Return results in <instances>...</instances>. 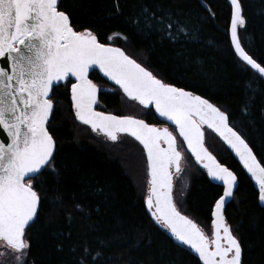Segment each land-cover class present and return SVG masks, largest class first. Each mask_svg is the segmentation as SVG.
I'll use <instances>...</instances> for the list:
<instances>
[{"label": "trees", "instance_id": "1", "mask_svg": "<svg viewBox=\"0 0 264 264\" xmlns=\"http://www.w3.org/2000/svg\"><path fill=\"white\" fill-rule=\"evenodd\" d=\"M240 3L246 20V26L238 28L241 44L258 63L264 62V0ZM59 6L81 30L91 28L102 43L120 47L169 82L227 110L230 122L243 125L250 147L264 163V82L232 48L228 0H60ZM144 9L157 18L179 21L189 35L173 41L158 27H137L133 20ZM115 33L128 39L108 40ZM89 78L110 89L99 94L96 110L128 115L141 107H131L134 102L96 72ZM52 100L55 108L49 126L57 141V173L41 178L44 200L39 221L29 234L33 246L28 264H78L84 245L92 255L99 254L89 264H202L148 215L141 146L128 136H121L125 141L108 142L78 123L69 101V84L55 87ZM146 119L158 125L153 111ZM204 132L206 148L238 178L224 215L241 243L242 264H264V207L229 150L207 128ZM181 151L189 182L181 212L211 234L212 207L223 188L208 179L183 145Z\"/></svg>", "mask_w": 264, "mask_h": 264}, {"label": "snow or ice", "instance_id": "2", "mask_svg": "<svg viewBox=\"0 0 264 264\" xmlns=\"http://www.w3.org/2000/svg\"><path fill=\"white\" fill-rule=\"evenodd\" d=\"M230 3L235 53L264 79V62L249 55L238 36V28L246 26L240 0ZM59 5L60 0H0V61L4 62L0 66V129L7 134V139L0 140V264H28L33 246L29 234L39 221L44 200L41 178L57 173V141L49 121L55 108L52 92L61 82L70 84L72 108L80 124L114 144L128 136L142 146L146 156L144 203L153 221L195 253L202 264H242L241 243L224 215L238 178L205 147L204 128L219 136L239 158L264 204V163L250 147L243 125L230 122L231 114L209 98L169 82L121 48L102 43L91 28L81 30ZM133 23L158 27L173 41L189 35L179 21L157 18L148 9ZM117 37L128 39L115 33L108 40ZM96 70L134 102L131 107L141 106L136 114L96 110L98 95L110 91L89 78ZM153 110L162 122L175 126L178 136L168 126L147 122ZM244 111L246 115L247 106ZM185 144L207 176L223 186L211 213V234L181 212L189 182L182 181L174 196L173 176L184 171L181 147ZM80 252L78 264H89L99 255H92L87 245Z\"/></svg>", "mask_w": 264, "mask_h": 264}, {"label": "water", "instance_id": "3", "mask_svg": "<svg viewBox=\"0 0 264 264\" xmlns=\"http://www.w3.org/2000/svg\"><path fill=\"white\" fill-rule=\"evenodd\" d=\"M229 2H230V0H228ZM231 4V3H230ZM231 8H232V6H231ZM232 15V14H231ZM231 22V21H230ZM229 27H230V24H229ZM229 33H230V42H231V32H230V28H229ZM231 45H232V42H231ZM114 47H116V46H114ZM232 47H233V49H234V46L232 45ZM120 48V47H119ZM235 51V50H234ZM3 61H0V66H3ZM104 81H106L107 83H109L110 85H112L113 87H116V88H118V86H116L113 82H111V81H108L107 80V78L106 77H103V74L102 73H100L99 72V70H96L95 71ZM91 74V73H90ZM119 89V88H118ZM120 90V89H119ZM121 91V90H120ZM122 92V91H121ZM123 94V93H122ZM99 96V95H98ZM126 98V97H125ZM69 101H70V104H71V108H72V103H71V92H70V87H69ZM72 110H73V108H72ZM98 111V110H97ZM153 113H154V110H153ZM73 114H74V111H73ZM154 116L156 117V119L160 122V123H162V124H165L166 126H169V127H171V128H173V129H175V126L174 125H171V123L170 122H167V121H164V122H162L161 121V118H159L155 113H154ZM78 123H79V121H77ZM86 126V125H85ZM157 126V125H156ZM88 127V126H87ZM157 127H159V126H157ZM162 127H164V126H162ZM89 128V127H88ZM205 128H207L206 126H205ZM90 129V128H89ZM213 135H215L218 139H219V141L221 142V143H223V145L231 152V154L234 156V158L237 160V162L240 164V166L242 167V169L244 170V172L246 173V175H247V177L249 178V180L251 181V183H252V185H253V187H254V189H255V191L257 192V195H258V193H259V188H258V186L256 185V183H255V181L251 178V176H250V174L247 172V170L246 169H244V167H243V165L241 164V162H240V160H239V158L235 155V153L224 143V141L223 140H221L220 139V137L219 136H217L214 132H212L210 129H208ZM175 135H177L178 136V133H176L175 132ZM131 138V137H130ZM4 139H7V134L5 133V132H3V130L2 129H0V140H4ZM133 139V138H132ZM178 139L180 140V138L178 137ZM134 140V139H133ZM135 141V140H134ZM137 142V141H136ZM138 143V142H137ZM139 144V143H138ZM141 146V145H140ZM184 147H185V149H186V151H187V146H186V144L184 145ZM141 148H142V146H141ZM143 150V149H142ZM187 153L191 156V153L190 152H188L187 151ZM145 155V154H144ZM192 157V156H191ZM193 158V160L195 161V158L194 157H192ZM145 159H146V156H145ZM195 163H196V161H195ZM197 164V163H196ZM205 173H206V175H207V172H206V170L205 169H203L199 164H197ZM208 177V176H207ZM208 179L213 183V184H215V185H219L220 187H222L223 188V186H222V184H221V182H218V181H212L209 177H208ZM237 188V187H236ZM236 188L234 189V192H235V190H236ZM222 194H223V191H222ZM221 194V195H222ZM231 201V200H230ZM230 203V202H229ZM228 203V204H229ZM258 203H259V205L260 206H262V207H264V204H262L260 201H259V199H258ZM227 204V205H228ZM226 205V206H227ZM214 206H215V203H214V205H213V207H212V211L214 210ZM226 208V207H225ZM145 209H146V205H145ZM147 211V210H146ZM212 211H211V213H212ZM225 211V210H224ZM148 213V212H147ZM148 215L150 216V214L148 213ZM150 218H151V216H150ZM152 219V218H151ZM211 219H212V215H211ZM152 221H153V219H152ZM154 222V221H153ZM155 223V222H154ZM156 224V223H155ZM167 231V230H166ZM167 234L171 237V234L167 231ZM174 241H175V239L173 238V237H171ZM176 242V241H175ZM176 243H178V242H176ZM198 257V256H197Z\"/></svg>", "mask_w": 264, "mask_h": 264}, {"label": "rangeland", "instance_id": "4", "mask_svg": "<svg viewBox=\"0 0 264 264\" xmlns=\"http://www.w3.org/2000/svg\"><path fill=\"white\" fill-rule=\"evenodd\" d=\"M122 93V92H121ZM123 95V94H122ZM124 96V95H123ZM120 140L121 141H125L126 139H124V137H121L120 138ZM107 141V140H106ZM108 142H111V141H108ZM136 142V141H135ZM112 143V142H111ZM183 147H184V145H183ZM185 149V148H184ZM143 151V150H142ZM144 154V153H143ZM144 158H145V156H144ZM145 162H146V160H145ZM182 181H187L188 182V173H187V171H183L181 174H179V175H176L175 177H174V192H175V194H176V192H177V190L179 189V188H181L182 187ZM146 194V193H145Z\"/></svg>", "mask_w": 264, "mask_h": 264}, {"label": "bare ground", "instance_id": "5", "mask_svg": "<svg viewBox=\"0 0 264 264\" xmlns=\"http://www.w3.org/2000/svg\"><path fill=\"white\" fill-rule=\"evenodd\" d=\"M229 2V1H228ZM230 4V2H229ZM230 7H231V4H230ZM231 14H232V8H231ZM230 21H231V16H230ZM230 21H229V24H230ZM230 28V27H229ZM228 32H229V29H228ZM229 39H230V33H229ZM231 43V42H230ZM233 48V47H232ZM234 50V49H233ZM235 52V51H234ZM236 54V53H235ZM249 67V66H248ZM250 68V67H249ZM251 69V68H250ZM258 75V74H257ZM263 82H264V79H262ZM218 139V138H217ZM179 140V139H178ZM219 140V139H218ZM180 141V140H179ZM223 144V143H222ZM206 147V146H205ZM185 148V147H184ZM186 150V149H185ZM187 152V151H186ZM230 152V151H229ZM231 153V152H230ZM145 156V155H144ZM233 156V155H232ZM234 157V156H233ZM146 160V159H145ZM237 161V160H236ZM240 165V164H239ZM241 167V166H240ZM242 168V167H241ZM244 171V170H243ZM246 174V173H245ZM145 199V198H144ZM144 206H145V203H144ZM167 232V231H166ZM183 246V245H182ZM186 247V246H184ZM187 248V247H186ZM190 250V249H189ZM196 255V254H195ZM197 256V255H196Z\"/></svg>", "mask_w": 264, "mask_h": 264}, {"label": "flooded vegetation", "instance_id": "6", "mask_svg": "<svg viewBox=\"0 0 264 264\" xmlns=\"http://www.w3.org/2000/svg\"><path fill=\"white\" fill-rule=\"evenodd\" d=\"M105 82H106V81H105ZM106 83H107V82H106ZM107 84H109V83H107ZM98 86H99V85H98ZM69 87H70V84H69ZM99 87H100V86H99ZM114 88H115V87H114ZM158 125H159V126H165L164 124H161V123H159V122H158ZM169 130H170V131H173L171 128H169ZM94 134H95V133H94ZM174 175H175V174H174ZM173 180H174V176H173Z\"/></svg>", "mask_w": 264, "mask_h": 264}]
</instances>
